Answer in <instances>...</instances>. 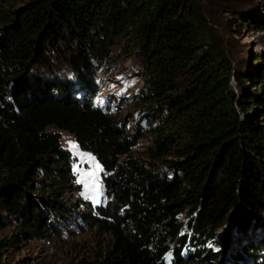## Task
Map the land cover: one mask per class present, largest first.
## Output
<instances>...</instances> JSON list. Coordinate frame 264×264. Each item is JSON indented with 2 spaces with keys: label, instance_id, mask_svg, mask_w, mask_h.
I'll list each match as a JSON object with an SVG mask.
<instances>
[{
  "label": "trees",
  "instance_id": "obj_1",
  "mask_svg": "<svg viewBox=\"0 0 264 264\" xmlns=\"http://www.w3.org/2000/svg\"><path fill=\"white\" fill-rule=\"evenodd\" d=\"M260 4L0 0V264L93 228L99 264H264V63L237 37ZM122 57L142 81L124 115L95 103ZM59 130L101 165L105 203L78 195Z\"/></svg>",
  "mask_w": 264,
  "mask_h": 264
},
{
  "label": "rangeland",
  "instance_id": "obj_2",
  "mask_svg": "<svg viewBox=\"0 0 264 264\" xmlns=\"http://www.w3.org/2000/svg\"><path fill=\"white\" fill-rule=\"evenodd\" d=\"M260 1L264 6V0ZM261 4L257 11H249L247 20L239 26L238 39L247 44L253 57L251 68L261 63L259 54L264 53V30H258L259 21L264 17L258 14L262 11ZM264 59V57H263ZM138 66L132 64L130 58L122 57L115 66L106 73L99 74V91L95 103L105 106L109 103L111 112L120 111L124 115L130 111V103L142 81L138 76ZM135 122V117L130 118V124ZM61 145L68 149L75 162L72 171L81 190L78 195L89 199L92 204L106 202L103 187V169L95 156L82 151L74 135L66 130H59ZM148 144V138L141 140L140 146L135 151H140ZM72 145H75L73 147ZM94 173V175H89ZM181 220H184L180 215ZM109 236L95 228L83 232H66L61 236L36 239L18 244L8 251V259L12 264H99L107 245Z\"/></svg>",
  "mask_w": 264,
  "mask_h": 264
},
{
  "label": "snow or ice",
  "instance_id": "obj_3",
  "mask_svg": "<svg viewBox=\"0 0 264 264\" xmlns=\"http://www.w3.org/2000/svg\"><path fill=\"white\" fill-rule=\"evenodd\" d=\"M73 147H75V145H72ZM89 175H94V173H89Z\"/></svg>",
  "mask_w": 264,
  "mask_h": 264
}]
</instances>
